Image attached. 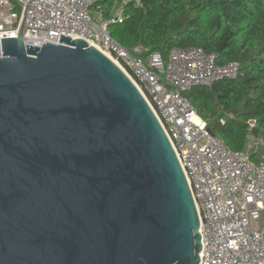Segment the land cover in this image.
Segmentation results:
<instances>
[{
  "label": "water",
  "instance_id": "obj_1",
  "mask_svg": "<svg viewBox=\"0 0 264 264\" xmlns=\"http://www.w3.org/2000/svg\"><path fill=\"white\" fill-rule=\"evenodd\" d=\"M2 39L0 264H201L175 148L99 48Z\"/></svg>",
  "mask_w": 264,
  "mask_h": 264
},
{
  "label": "built area",
  "instance_id": "obj_2",
  "mask_svg": "<svg viewBox=\"0 0 264 264\" xmlns=\"http://www.w3.org/2000/svg\"><path fill=\"white\" fill-rule=\"evenodd\" d=\"M130 1L109 9L102 0H0V54L2 39L19 37L22 27L28 47L59 45L65 34L99 48L134 81L175 148L201 218V264H264V154L254 162L253 146H226L183 96L235 79L240 67L219 65L203 48H175L166 62L144 46L126 49L109 27L125 20Z\"/></svg>",
  "mask_w": 264,
  "mask_h": 264
},
{
  "label": "trees",
  "instance_id": "obj_3",
  "mask_svg": "<svg viewBox=\"0 0 264 264\" xmlns=\"http://www.w3.org/2000/svg\"><path fill=\"white\" fill-rule=\"evenodd\" d=\"M116 1L123 0H102L109 9ZM138 1L125 7L122 23L109 27L113 39L129 50L144 46L146 55L158 52L165 62L175 48H203L218 56L219 65L237 64L235 79L183 96L226 146L236 152L253 146L252 160L259 161L264 154V0Z\"/></svg>",
  "mask_w": 264,
  "mask_h": 264
},
{
  "label": "rangeland",
  "instance_id": "obj_4",
  "mask_svg": "<svg viewBox=\"0 0 264 264\" xmlns=\"http://www.w3.org/2000/svg\"><path fill=\"white\" fill-rule=\"evenodd\" d=\"M113 6H115V5H113ZM115 8H116V6H115ZM115 8H114V9H115Z\"/></svg>",
  "mask_w": 264,
  "mask_h": 264
}]
</instances>
